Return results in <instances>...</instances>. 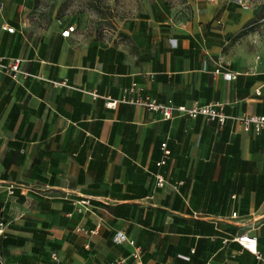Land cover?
<instances>
[{
	"label": "crops",
	"instance_id": "1",
	"mask_svg": "<svg viewBox=\"0 0 264 264\" xmlns=\"http://www.w3.org/2000/svg\"><path fill=\"white\" fill-rule=\"evenodd\" d=\"M190 5L182 19L145 0L101 42L61 37L67 27L27 36L21 0H0V64L19 60L15 78L0 69V264H133L118 233L140 248L141 264H264L230 241L254 236L264 255V129L234 119L264 115V35L242 34L264 19L230 0ZM133 83L141 98L219 103L229 118L220 128L105 106L101 97L118 100ZM81 196L88 210L73 213Z\"/></svg>",
	"mask_w": 264,
	"mask_h": 264
},
{
	"label": "rangeland",
	"instance_id": "2",
	"mask_svg": "<svg viewBox=\"0 0 264 264\" xmlns=\"http://www.w3.org/2000/svg\"><path fill=\"white\" fill-rule=\"evenodd\" d=\"M145 0H21L22 32L30 36L46 35L73 26L82 38L109 42L118 37L121 27L134 18ZM177 10L176 15L189 19L191 0H158ZM231 1V0H230ZM253 10L255 23L264 19V0H242ZM251 31L256 37L264 28L252 25L242 32ZM258 39V38H257ZM264 41V37H262Z\"/></svg>",
	"mask_w": 264,
	"mask_h": 264
},
{
	"label": "built area",
	"instance_id": "3",
	"mask_svg": "<svg viewBox=\"0 0 264 264\" xmlns=\"http://www.w3.org/2000/svg\"><path fill=\"white\" fill-rule=\"evenodd\" d=\"M231 3L234 5L245 7V4L242 0H231ZM4 31L7 33L12 34L14 32L13 28L4 26L2 27ZM73 26H68L66 29H64L61 32V37H68L69 34L74 32ZM18 61L14 60L11 64V66L4 67L0 64V69L6 68L9 71L13 73L12 77L15 78L16 74L18 73ZM216 73L218 71H215ZM222 77L225 80H231L234 78V75H231L229 73L222 74ZM138 88L136 84H131L129 88L123 90L121 97L118 100H111L109 97H101L106 101L105 106L107 108H115L117 103H123L128 104L131 106H136L140 108H144L151 112L159 113L161 116V119L163 121H169L178 117H188L191 119L200 117L205 122H215L217 123L218 127H222L224 125V122L229 117L226 116L223 113V107L219 103H210L205 105H199L197 103H192L190 106L180 105V106H171L167 104H160L157 103L155 100L149 98V97H139L136 95ZM93 99L98 98V96L95 93L90 94ZM236 121L241 123L243 126V129L245 131L252 130L255 133H258L261 129H264V115L262 116H254V115H242L237 118H234ZM161 149L163 152V157L168 156L169 151L166 149L165 144L161 145ZM164 162L160 161L157 166L162 165ZM156 186L162 187L164 184V180L162 176L156 175ZM14 186L8 185L6 189V193L8 195H13ZM73 206V213L76 214H83L88 210L89 201L86 197H80L77 200H74L72 202ZM72 214H68L67 216L70 217ZM236 214H232V218H235ZM97 229V228H96ZM95 230L86 232L81 228H77L76 231L79 233H89V234H95ZM4 232V225L0 222V236ZM115 242L118 244H127L131 247V252L129 254L130 259L132 260L133 264H141V250L139 247H137L133 241L128 240L124 235L116 234L115 235ZM226 241V240H225ZM224 241V242H225ZM231 242L236 243L242 250L249 252L255 260L264 262V255H262L258 249H257V241L254 236L248 235V234H242L238 236H234L230 239ZM110 264H125L124 258H116L113 260Z\"/></svg>",
	"mask_w": 264,
	"mask_h": 264
}]
</instances>
